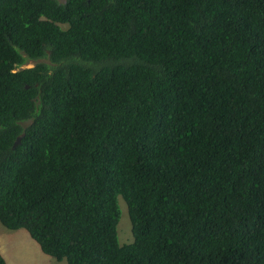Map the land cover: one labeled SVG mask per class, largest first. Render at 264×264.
I'll return each mask as SVG.
<instances>
[{"label": "trees", "instance_id": "16d2710c", "mask_svg": "<svg viewBox=\"0 0 264 264\" xmlns=\"http://www.w3.org/2000/svg\"><path fill=\"white\" fill-rule=\"evenodd\" d=\"M0 223L66 264H264V0H0Z\"/></svg>", "mask_w": 264, "mask_h": 264}, {"label": "rangeland", "instance_id": "374dc122", "mask_svg": "<svg viewBox=\"0 0 264 264\" xmlns=\"http://www.w3.org/2000/svg\"><path fill=\"white\" fill-rule=\"evenodd\" d=\"M64 2V0H59ZM29 61L26 66H31ZM121 216L117 224V237L119 244L132 241L129 216L122 198H117ZM0 252L5 257L7 264H66V259L57 260L55 257L44 253L38 243L32 239L24 228L8 229L0 223Z\"/></svg>", "mask_w": 264, "mask_h": 264}, {"label": "water", "instance_id": "95a60500", "mask_svg": "<svg viewBox=\"0 0 264 264\" xmlns=\"http://www.w3.org/2000/svg\"><path fill=\"white\" fill-rule=\"evenodd\" d=\"M21 136L22 135H19V136L16 137V139H15V141L13 143V147H15L19 143Z\"/></svg>", "mask_w": 264, "mask_h": 264}]
</instances>
